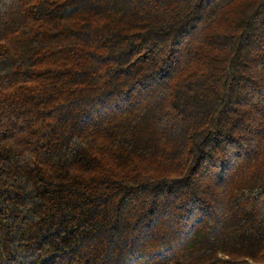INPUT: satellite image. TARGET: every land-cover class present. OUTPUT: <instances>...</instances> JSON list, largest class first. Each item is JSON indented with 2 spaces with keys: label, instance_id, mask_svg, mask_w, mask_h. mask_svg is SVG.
<instances>
[{
  "label": "trees",
  "instance_id": "1",
  "mask_svg": "<svg viewBox=\"0 0 264 264\" xmlns=\"http://www.w3.org/2000/svg\"><path fill=\"white\" fill-rule=\"evenodd\" d=\"M0 264H264V0H0Z\"/></svg>",
  "mask_w": 264,
  "mask_h": 264
}]
</instances>
